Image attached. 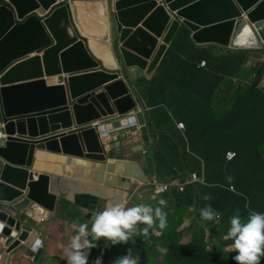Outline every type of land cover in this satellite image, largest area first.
Returning a JSON list of instances; mask_svg holds the SVG:
<instances>
[{
    "label": "water",
    "instance_id": "obj_1",
    "mask_svg": "<svg viewBox=\"0 0 264 264\" xmlns=\"http://www.w3.org/2000/svg\"><path fill=\"white\" fill-rule=\"evenodd\" d=\"M7 2L9 7L0 8V121L8 135L0 148V221L8 253L23 243L32 247L34 234L43 229L27 220L28 208H56L58 195L50 188L55 180L33 171L36 150L104 162L111 150L110 121L123 128L136 120L143 144L149 143L151 127L138 109L128 71H151L181 25L197 44L264 50V0ZM36 11L44 17L16 25ZM86 13L95 25L85 28L78 16L90 19ZM159 14L169 20L155 34L149 25ZM145 31L154 39L147 52ZM33 53L43 54L25 59Z\"/></svg>",
    "mask_w": 264,
    "mask_h": 264
},
{
    "label": "trees",
    "instance_id": "obj_2",
    "mask_svg": "<svg viewBox=\"0 0 264 264\" xmlns=\"http://www.w3.org/2000/svg\"><path fill=\"white\" fill-rule=\"evenodd\" d=\"M188 39L192 40L191 31L181 27L149 81L154 89V102L157 104L153 110L164 112L163 118L166 117L167 109L172 115L173 108L168 103L173 99L170 93L174 91L187 93L194 103L191 111L193 119L186 121L187 128H190L189 133L186 131L189 147H185L182 154H179L178 149L182 148V142H172L168 166L165 165V171L158 175L175 177L191 172L200 174L201 165L204 163L205 181L208 185L188 186L179 195V204L173 212L175 217L171 222L166 221V226L161 229L162 240L168 246L161 264H225L227 261L235 264L217 252L216 245H221L218 242L219 237L227 231L232 215L238 213L242 219H246L251 211L264 212V87L261 86L264 61L252 69L253 75H247L245 64L250 58L249 51L229 49L230 52L222 57L205 54L207 67L197 68L199 65L191 64L189 66L194 68L193 71L187 67L180 70L171 61L173 50L188 47ZM196 47L200 48L201 45ZM196 47H192L194 55L201 51ZM155 94L158 97H154ZM179 107L184 109V105ZM209 114L210 123H207L204 131H200L197 122L207 118ZM154 118L149 114L151 123ZM153 148L157 154L159 142ZM229 151H234L237 156L231 162L226 160ZM190 159L198 167L189 169L187 164ZM231 187L234 192L230 190ZM205 205H210L221 216L218 225L209 221L212 225L210 238L214 243L212 251L206 250V230L199 234L194 225L202 220L198 210ZM184 208L191 211L194 209L193 212L197 214L192 218L194 238L203 233L200 238L193 239L190 246H180L181 234L175 233L180 225L178 216L185 213L181 211ZM61 210H64V202ZM150 238L153 239V235H149L148 239ZM136 250L138 264H155L146 244H138Z\"/></svg>",
    "mask_w": 264,
    "mask_h": 264
},
{
    "label": "crops",
    "instance_id": "obj_3",
    "mask_svg": "<svg viewBox=\"0 0 264 264\" xmlns=\"http://www.w3.org/2000/svg\"><path fill=\"white\" fill-rule=\"evenodd\" d=\"M187 44L189 46L185 49L173 50L174 55L171 61L175 62V67H178L180 70H184L186 67L188 70L194 69L189 66L191 64L199 65L197 68L201 67L200 62L202 60L206 61L204 67H207V58L205 54L222 57L230 52L227 49L228 47H222L217 44H204L201 45L200 48H197L196 45L199 44H196L190 39L187 40ZM192 47H196L201 51H197L196 55H194ZM249 55L250 58L245 64L247 69L246 74L253 75L252 69L257 65L255 63L257 61L255 55L258 56V52L249 50ZM158 64L155 68H157ZM154 70L149 73L140 69H131L128 71V81L140 98V100H138L139 110H142V105L146 111L149 112L148 115L150 114L155 117L152 125L156 127L160 136L155 134L150 135V142L145 144L143 150L140 151L139 149L141 145H143L141 137H137L131 146H127V140L120 141L119 135V139H112V144L114 145L113 151L115 152L116 158L113 159L114 161L106 162L95 163L93 161L75 159L52 152L41 153L37 150L36 153H40L41 155H35L37 157V163L35 165L37 166L34 167L33 171L51 175V179L55 180L50 188L53 192L60 194L62 197L57 202V211L61 213L64 218L60 219L55 217V213H51L43 230L38 234L39 237L43 239V250L39 252V255L40 253L41 255L38 258V262H35L37 253L34 254L35 258H32L33 255H30L25 250H19L12 254L9 260L6 258L3 259L1 264H65V251L74 234V230L70 228L69 225L73 222L86 223L90 228V217L92 214L102 210L107 203L124 202L127 207H131L135 204H146L153 209L160 207L161 211L165 214V219H169L170 222L173 220L175 217L173 215L174 204H177V201H173L169 196L154 198L143 193L144 200L135 197L127 203L129 199L128 192L138 188L140 183H144L158 175V173H163L165 171L164 166H168L169 155L170 152H172V142L173 144L177 143V141L182 142V148L179 147L178 149L179 154H182L185 147H189L186 131L189 133L190 128H187L186 121H191L193 119V113L191 111L194 103L187 96V93L177 90L170 93L173 99L168 104L173 108L172 115L167 109L165 112L166 117L163 118L164 112L153 110L157 104L154 102V89L149 81L155 73ZM262 85L264 86V78L262 80ZM154 97H158V95L155 94ZM181 105H184L183 110L179 107ZM229 105L230 103H228V106ZM210 121L211 115L209 114L207 118L204 117L202 121L199 120L197 122L198 129L204 131L207 123H210ZM178 123L184 124V131L177 128ZM129 135V132L125 133V136L128 137ZM196 136L200 138L199 134ZM201 136H203V132H201ZM157 142H159V150L157 154H155L153 145L157 144ZM148 156L149 159L147 160ZM118 157L121 159H118ZM187 167L189 169L195 168L198 167V164L190 159L188 160ZM209 178L211 183V175ZM160 199L165 201V204L162 206L157 203ZM62 200H64V203H67L64 207V212L60 211ZM193 211L195 210L193 209ZM193 213L196 214L188 209L185 214H180L178 216L182 221L180 220V225L175 230V233L181 234L180 246H190L191 241L195 237V233L191 229L193 225ZM194 225L199 234L203 230H206V233L209 234L210 226H212L207 220H200ZM136 227L139 229L145 227V225L137 224ZM226 232L222 233L219 237V241L226 245L223 247L220 245L216 246L227 249V256L232 259V256L235 255V251L230 248L232 241L223 239ZM153 233V239L150 238L145 240L143 237L135 236L133 237V240H135L134 244L127 243L125 245L127 248H132L134 251H137L136 247L138 244H146L150 249V257H154V263L161 264L168 246L165 245V241L162 240L161 230H154ZM154 239H158L160 244L153 243ZM208 242H210V240H208ZM101 250H103V264H112L115 258L121 256L118 244L104 247L103 238H101V241H97V246L90 250L88 264H92V261L96 257L101 256ZM263 260L264 255L261 256L260 261Z\"/></svg>",
    "mask_w": 264,
    "mask_h": 264
},
{
    "label": "clouds",
    "instance_id": "obj_4",
    "mask_svg": "<svg viewBox=\"0 0 264 264\" xmlns=\"http://www.w3.org/2000/svg\"><path fill=\"white\" fill-rule=\"evenodd\" d=\"M1 2H2V5L0 6V8L3 6L9 7L7 0H1ZM58 7H60V6H58ZM57 8H55L53 11H55ZM44 15H45V13H43L42 11H36L35 13L26 17L23 21L15 20V23H16V25H22L31 17H34V16L35 17H44ZM49 16L50 15H48L47 18ZM173 20L174 19H171L170 25H171ZM181 27H185V26L181 25L179 27V29ZM177 31H176V33H177ZM191 34H192V32H191ZM191 39H192V37H191ZM192 41H193V39H192ZM171 42H172V40H171ZM171 42L168 44L169 46L171 45ZM207 44H216V43H207ZM199 45H204V44H199ZM217 45H219V44H217ZM220 46H222V45H220ZM222 47H226V46H222ZM227 49L229 50L231 48L228 47ZM166 50H167V48H166ZM166 50L164 51L163 54H165ZM231 50H234V51H238V50H248L249 51V50H251V51H256V52H262V51L264 52V50H262V49H231ZM42 54L43 53H40L39 55H37L36 53H33V54L29 55L28 57H26L25 59H27L29 57H34V56H40L41 57ZM263 61L264 60H262L255 67L259 66ZM202 62H205V64L202 65ZM14 64H16V63H13L11 66H13ZM205 65H206V61L202 60L200 62V66L204 67ZM154 68L151 71H149L148 68L146 70H142V71H147L150 73L154 70ZM156 69L157 68H155L154 71H156ZM263 78H264V76H263ZM263 78H262V80H263ZM261 86H263L262 81H261ZM132 90H133V88H132ZM133 92H134V96L137 98V101L140 100V98L137 96L136 92L134 90H133ZM141 107H142L141 111H143L145 113V116L148 119L147 124L151 127V134L150 135L155 134V135L160 136V133L157 132L156 127H153V125L149 119V115H148L149 112L146 111V109L142 105H141ZM138 109H139V105H138ZM92 124H93L92 126H94L95 123H92ZM179 124H183V123L177 124L178 129H180L178 127ZM108 125H110V129H108L107 135L110 138L111 150L109 151V155L106 157V160L104 162L114 161L113 159L116 158L115 152L113 151L114 150V145L112 144L113 138L119 139V135H122V134L125 135L126 132H129L130 135L128 137L125 136V138L123 140H127V146H131L134 143V141L137 139V137L138 138L141 137L138 133L139 127L137 125L136 120H134V122L128 123V125L123 127V128H114V126L112 125V121H110ZM183 126H184V124H183ZM180 130L184 131L185 126L183 129H180ZM0 134L2 135V137L0 138V148H1L5 145V142L8 139V135L5 133V125L1 121H0ZM16 137L24 138V137H21L19 135H16ZM120 141H122V140H120ZM141 141H142V139H141ZM149 142H150V137H149ZM144 145L145 144H143V147H144ZM36 151H35V155L38 154V153H36ZM38 151L42 153V150H38ZM47 152H43V153H47ZM228 153H234L235 154V157L230 161L227 159ZM227 154H226V160L228 162L233 161L237 157L236 153L234 151H229V152H227ZM39 155H41V154L39 153ZM71 158H74V157H71ZM75 159H81V158H75ZM118 159H121V158L118 157ZM148 159H149V156L147 157V160ZM84 160H87V159H84ZM88 161H91V160H88ZM93 162L97 163V161H93ZM38 173H42V172H38ZM42 174H45V173H42ZM154 175H156V174H154ZM193 175L196 176L197 181L191 182ZM154 181H157L161 184H166V183L172 184V188L169 191L157 194V193H155L154 186L151 185ZM196 185H201V186L208 185L205 181L204 163H202V165H201L200 174H198L196 172H191V173H188L185 175L182 174V175L175 176V177L168 176V175H166L165 177H161L159 175H156L155 177L149 179L148 181H146L144 183H140L138 188H135V189L131 190L130 192H128V194H129L128 198L129 199H128L127 203L130 202V200H132L135 197H138L141 200H144L143 199V193H145V194H147L151 197H154V198L169 196L173 201H177V204H179V201H178L179 195L184 193L188 186H196ZM147 190H149V191H147ZM160 190H162V189H157V191H160ZM230 190L232 192H234L233 187H231ZM55 194L58 195V200L60 198H62L60 196V194H57V193H55ZM204 199H208V197H204ZM58 200H57V202H58ZM63 201L64 200L61 201V205H62ZM157 203L162 206L165 204V201L163 199H160L157 201ZM177 204H174L175 207H174L173 212L176 211V205ZM60 211L64 212V210H61V207H60ZM181 211L186 212V211H188V208H184ZM52 213H55V217H58L60 219L64 218L62 216V214L57 211V204H56L55 211ZM25 214L28 217L27 220H31V221L33 220V222L36 225L42 226V224H43V227H44L45 223L49 220L51 213L45 211L42 208L30 207L25 211ZM198 214L202 220L213 221L215 223V225H218L221 222L220 213L215 211L210 205H205L204 207L200 208L198 210ZM195 215H197V214H195ZM40 216L43 218L42 220H39ZM154 218H155V220H154ZM90 219H91L90 228L86 223L73 222L72 224L69 225V227L74 230V234L72 235V237L68 243L67 249L65 251V264H88V258H89L90 250L97 246V241H101V238H103L104 247H108L110 245H117V244L119 246V252H120L121 256L115 258L112 261V264H138V260H139L138 254H136L132 248H127L125 244H127V243L134 244L135 240H133V237H135V236L143 237V239H145V240L148 239V236L151 235V233H152V235L154 234L153 233L154 230L163 229L166 226V221H169V219H167V220L165 219V214L161 211L160 207H156L155 209H153L151 206L146 205V204H135L131 207H127L124 202L107 203V204H105V206L103 207L102 210L93 213L92 216L90 217ZM228 223H229V227H228L227 232L224 235L223 239L232 241L230 244V248L235 251V255L232 256V259H231L229 256H227L228 250L225 248H223V249L219 248L218 246H216L217 252L222 254V256L225 258L231 259L232 261L235 262V264H264V260L260 261L261 256L264 255V212L251 211L247 214L246 219H242L241 216L237 213V214L232 215L229 218ZM137 224L145 225V227L137 229V227H136ZM0 225H1V228H0V264L3 261V259L6 258L9 260L12 256V254H14L15 252H17L19 250H25L30 255H33L32 258H35L34 254L37 253L35 262H38V258L41 255V253L39 255V252H41L43 250V248H42L43 239H42V237H39L38 234L43 229L41 231L36 232L33 236L35 238L34 245L36 243H38L37 247H34V245L32 247H27L26 243H23L24 247L18 248L16 250L8 253L9 247L5 245V239L2 236V233H3L4 228H5V224L0 221ZM149 232H150V234H149ZM201 235H199V237H196L193 239L200 238ZM210 236H211V230H210L209 234H207L206 231L204 232V240H205L206 245H207L206 250L212 251V247L214 246V243L211 242ZM208 240H210V242H208ZM192 241H191V243H192ZM218 242L221 244L220 246H222V247L224 245H226V244L221 243L219 240H218ZM102 254H103V250H101V256L96 257L92 261V264H103ZM225 264H230V263H229V261H227Z\"/></svg>",
    "mask_w": 264,
    "mask_h": 264
},
{
    "label": "bare ground",
    "instance_id": "obj_5",
    "mask_svg": "<svg viewBox=\"0 0 264 264\" xmlns=\"http://www.w3.org/2000/svg\"><path fill=\"white\" fill-rule=\"evenodd\" d=\"M93 14H97V15H100V13L98 12V11H96L95 9H93ZM86 15H88L87 13H86ZM89 16V15H88ZM79 20H80V24H81V26L82 27H85L86 28V26L87 25H95V23L94 22H92V20H91V16H89L90 17V19L89 18H87L86 16H84V15H82V14H79ZM102 19V18H101ZM168 18L166 17V16H164L163 14H159L158 15V17H156L151 23H150V25H149V28L151 29L150 30V32H152V33H160L161 32V30L164 28V26L167 24V22H168ZM97 26H98V24H97ZM100 26V25H99ZM96 26H89L88 28H92L93 30H95V32H97L99 35H102V29H100V30H97V28H95ZM176 27H177V23H175L174 24V26H173V28L170 30V35H171V33L174 31V29H176ZM142 37H143V42H142V48L144 49V51H148L147 50V48H146V46L147 45H149L148 47H150V45H152L153 44V42H154V39H153V37H152V35L149 33V32H143V35H142ZM95 49V48H94ZM163 52V47L162 48H160L159 49V55H160V53H162ZM99 56H101V58H103V53L102 52H100L99 51ZM106 67H109V68H112L111 66H108V65H106ZM43 218L40 216V218H39V220H42Z\"/></svg>",
    "mask_w": 264,
    "mask_h": 264
},
{
    "label": "built area",
    "instance_id": "obj_6",
    "mask_svg": "<svg viewBox=\"0 0 264 264\" xmlns=\"http://www.w3.org/2000/svg\"><path fill=\"white\" fill-rule=\"evenodd\" d=\"M204 64H205V62H202V65H204ZM178 127H179L180 129H183V128H184L183 124H179ZM1 137H2V135L0 134V138H1ZM234 157H235V154H234V153H228V154H227V159H228L229 161L232 160ZM194 181H197V178H196L195 175H193V176H192V179H191V182H194ZM151 185L154 186V188H155V193H157V194H159V193H163V192H166V191H169V190L172 188V184H168V183H166V184H161V183H159V182H157V181H154ZM157 189H162V190L157 191Z\"/></svg>",
    "mask_w": 264,
    "mask_h": 264
},
{
    "label": "rangeland",
    "instance_id": "obj_7",
    "mask_svg": "<svg viewBox=\"0 0 264 264\" xmlns=\"http://www.w3.org/2000/svg\"><path fill=\"white\" fill-rule=\"evenodd\" d=\"M162 43V42H161ZM160 43V44H161ZM255 58L257 59V61L255 62L256 64H259L262 60H264V52H258V56L255 55ZM255 65V64H254ZM67 203H64V206H66ZM187 212V211H186ZM185 214V213H184ZM181 220V218L179 217V221ZM139 238V237H138ZM153 243L155 244H160V241L158 239H154Z\"/></svg>",
    "mask_w": 264,
    "mask_h": 264
}]
</instances>
